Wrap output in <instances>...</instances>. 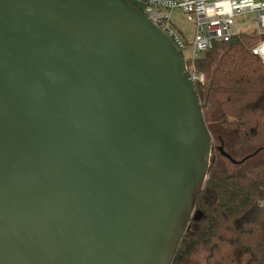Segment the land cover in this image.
Segmentation results:
<instances>
[{
    "label": "water",
    "instance_id": "95a60500",
    "mask_svg": "<svg viewBox=\"0 0 264 264\" xmlns=\"http://www.w3.org/2000/svg\"><path fill=\"white\" fill-rule=\"evenodd\" d=\"M203 106L130 0H0V264H171L210 164Z\"/></svg>",
    "mask_w": 264,
    "mask_h": 264
},
{
    "label": "trees",
    "instance_id": "16d2710c",
    "mask_svg": "<svg viewBox=\"0 0 264 264\" xmlns=\"http://www.w3.org/2000/svg\"><path fill=\"white\" fill-rule=\"evenodd\" d=\"M262 40L264 34L239 32L195 60L205 76L194 84L197 98L206 102L202 111L217 106L214 123L234 132V150L264 147V63L251 51ZM199 247L206 264H243L241 253L245 264H264V162L239 173L209 164L171 264H182Z\"/></svg>",
    "mask_w": 264,
    "mask_h": 264
},
{
    "label": "built area",
    "instance_id": "2783aa9c",
    "mask_svg": "<svg viewBox=\"0 0 264 264\" xmlns=\"http://www.w3.org/2000/svg\"><path fill=\"white\" fill-rule=\"evenodd\" d=\"M158 26L181 52L186 70L193 84L203 83L205 76L195 68V60L212 49L217 42H227L250 24L248 14H254V31L264 34V0H130ZM178 8L186 19L194 23L192 39L186 43L172 24L170 12ZM187 47L185 57L182 50ZM264 40L256 44L252 53L264 63Z\"/></svg>",
    "mask_w": 264,
    "mask_h": 264
},
{
    "label": "rangeland",
    "instance_id": "374dc122",
    "mask_svg": "<svg viewBox=\"0 0 264 264\" xmlns=\"http://www.w3.org/2000/svg\"><path fill=\"white\" fill-rule=\"evenodd\" d=\"M170 18L172 24L176 27L179 33L182 35V38L186 43H189L192 39L194 23L186 19L185 15L181 12L180 9L175 8L170 12ZM254 18V14H248L247 20H250V24L244 27H240L241 30L248 33H256L254 31L255 24L251 19ZM183 55L186 57L188 53V48L185 47L183 50ZM206 106V102H203ZM259 104L264 107V94ZM204 114L206 117L207 128L210 129L209 132L213 137V144L215 146L219 145L218 137L222 139L223 149L231 154V156L236 160H245L239 164H233L229 162L224 156L219 154L217 151L211 152L210 155V164H213L217 168L225 171L226 173H239L244 169L249 168L250 166L264 162V147H241L237 150L232 148V143L235 139V134L233 131L224 130L219 128L215 123V118L218 114L217 106L213 107H204ZM205 121V120H204ZM206 251L203 248H197L182 264H206L205 263ZM241 259L243 264L247 259L246 254L241 253Z\"/></svg>",
    "mask_w": 264,
    "mask_h": 264
},
{
    "label": "flooded vegetation",
    "instance_id": "af4514ba",
    "mask_svg": "<svg viewBox=\"0 0 264 264\" xmlns=\"http://www.w3.org/2000/svg\"><path fill=\"white\" fill-rule=\"evenodd\" d=\"M212 147H213V148H212L211 152H213V151H217V150L215 149L216 146L213 144V142H212ZM217 152H218V151H217ZM218 153H219V152H218Z\"/></svg>",
    "mask_w": 264,
    "mask_h": 264
},
{
    "label": "bare ground",
    "instance_id": "6f19581e",
    "mask_svg": "<svg viewBox=\"0 0 264 264\" xmlns=\"http://www.w3.org/2000/svg\"><path fill=\"white\" fill-rule=\"evenodd\" d=\"M263 50H264V47H263Z\"/></svg>",
    "mask_w": 264,
    "mask_h": 264
}]
</instances>
